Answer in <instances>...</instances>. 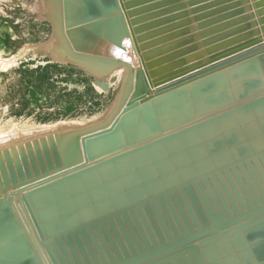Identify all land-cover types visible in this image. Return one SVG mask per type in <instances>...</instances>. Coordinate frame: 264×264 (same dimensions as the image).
Here are the masks:
<instances>
[{
	"label": "rangeland",
	"instance_id": "obj_1",
	"mask_svg": "<svg viewBox=\"0 0 264 264\" xmlns=\"http://www.w3.org/2000/svg\"><path fill=\"white\" fill-rule=\"evenodd\" d=\"M60 11L61 4L59 3V0H0V208H3L2 210L0 209V213L5 210L7 214L5 219L14 225V228L17 229L18 233L20 232V236L22 241L25 243V248L28 250V253L32 255L38 264H43L44 262V264H52L42 243L44 242L46 245L49 244L48 247L53 249L57 257H59L61 263L65 261L67 264H69L68 260H66L65 253L61 252L60 244L58 245L56 238L59 236L62 237V235L66 233L71 235L72 232L82 228L84 234H86V231L91 233L87 235L90 236L92 240H90L87 236L86 239L88 240L86 245H79L81 248L80 252H82V258L80 257L79 261V259L77 260L76 257H73L72 255L71 262L73 261V264H80L81 260L83 264H93V260L95 264H148L165 256H171L173 253L177 256L183 255L184 257L183 261H176L177 264H198V262H200L199 264H225L227 261H229L230 264H243L240 260H243L244 256L247 257V259H249L248 256H250V258L253 257L249 260L250 262L251 260L253 262L255 259L257 261L256 264H264V178L261 176L264 174V167L261 166L264 165V160H262V158L264 159V150L263 152L261 151V153L259 152V155H256L255 157H252L253 155L248 156L250 159L247 157V159L244 160H234L237 161L236 163L243 161L245 166H241L243 162H240L241 164H233V166H236L231 167L229 166V164L231 165L232 163L230 161L226 164L229 167L228 169L225 166L224 169L216 170V174L214 173L215 171H213L215 175L211 179L212 182L208 179L204 180L207 175L201 174L200 172L202 171H199L198 173L199 168L195 167V164L199 162L198 160L202 158H200V156L198 160H192V162H195L194 164H191V161L190 163L186 162V164H190L192 165V168L195 167L196 169L195 170L193 168L195 171L191 170V172L193 171L192 175L190 174L188 176L189 171H186L183 173L180 172L182 174L180 176L176 174L177 171H173V174L175 175V181H170L169 178L174 179L172 172L169 169H167V171L164 170L165 172L163 175H166V177L167 174L171 172L169 174L172 177H168V180L172 183V185L173 182H175L173 187L168 183L167 179V182L166 180L164 181L168 183V186H166L167 184H162V186H164L163 189L159 188L162 186L154 184L155 182H151V180L150 182L153 183L152 187L155 185L156 188L154 187L153 190L152 188H148L147 191V188L145 187H148L149 185H143L144 182L145 184L147 183V180L145 181L144 179L148 178L149 180L156 174H154V170L151 172L149 169L148 171L151 173H148L147 170H145V172L148 173V176H151L147 177V173H145L143 177L146 176V178H143L144 181L141 180L143 181V184L140 180H138V182L140 181L142 185L140 183V185H138V182L136 183V181H134V184L136 183L135 187L132 184L134 189H140L142 186H144L143 189L141 188L143 190V193H141L142 196L140 195L141 197L139 196V193H137V198L129 197V200L131 201H116L115 204L107 208L103 214H100V212H95V216H92L95 214L93 212L95 208L93 207V211L90 209L92 213H89V208L92 207L89 206L88 208L85 206L87 210V218L80 216V218L82 217L85 219L83 220L82 218L80 219L76 216L80 221H71V223H68V225L64 227L47 228L44 225V227L41 226V221L36 214L37 200L33 201L32 199L37 194L44 192L46 190L45 188L52 187L51 185L53 184L59 183L63 185L61 188L67 187V183L78 182L87 177L85 175H81L80 177V175L78 176L79 173L81 174L91 171L96 167L101 168L109 163H112V161L118 162L123 159L125 160L126 157L129 158L128 154L131 155L133 152L139 149L144 151L145 149L147 150L148 147V149H150L151 146H157V144L159 145V143L163 141L167 142L173 140L174 138L176 140L180 139L178 138V135L184 137L193 134L199 129V126H201V128L203 127L216 132L210 137L212 138L214 136L213 138H217V135L215 136L214 134H221L225 131V120L227 119L234 120L246 114L247 116L244 117L248 120H252L250 123H253L256 120H260L261 118L263 119L264 117V112H260V109H257L260 108L258 107V104H261L264 101V95H262L263 97L261 96L253 99L251 98L255 94L253 92H264V85H262L263 87L257 91L249 92L248 94H244L242 97L239 95H234L233 98L229 99L230 102L227 105L216 108L211 112L198 116L196 119L191 120L190 122H185L179 125L183 126L185 124L194 122V125L186 129L190 130L195 128L193 131H189L180 135V131H173V134H167L165 132L172 130H165L160 132L159 135H154L149 139L160 136V134L163 136L162 133L167 134L164 135L166 138H161L160 136V140L155 139L150 141L151 143L148 142V145H142V142L145 140L140 141L138 138L134 137L131 140L128 139L126 144H123V146L117 148L118 150L115 149V151L111 150L110 152L107 151L105 154L101 155L92 153V155H90L88 158L89 161L85 158H82V160L79 159L80 161L74 158L67 159V161L60 163V165L67 163V169L53 173L47 177H41V175L38 179L34 178L35 176L33 175L34 179H30H32L31 181L35 179H37L36 181L46 180L51 177L53 178L55 177L54 175H58V173L60 174L67 170L69 172H67L66 176H62L61 178L59 177L55 180L53 179L54 181L52 180L47 184H43L35 189L21 191V189L25 188L27 185H19L20 182H18V179L20 178L16 177L17 175H15L11 169L12 167H23L24 165H31L33 162L39 163L42 160L44 154L57 157L63 152V150L66 149L68 151L69 149H73V141L75 143H80L85 137H91L93 135L95 136L99 133L101 134V132L109 130L116 121L118 127L124 119L122 117L125 115H130L135 109L141 107L139 105L135 106L133 103L134 101L135 103H138V100L141 97L137 98V91H134L133 88H130L132 87L131 80L128 77L127 69L125 67L114 65L113 62L107 59H92V57H84L80 56L79 54L78 56L77 53L75 55V52L71 49L68 42H66L67 39L64 36L63 31L66 26L61 19ZM261 63H264V55L259 57L258 60H252L249 61V63L238 66L224 73H219L214 78L217 77L218 79H221L224 75L231 76L241 72L246 73L254 70L260 75V71L258 69H261ZM214 78L210 80H213ZM210 80L206 82H209ZM249 97L250 99L248 100L247 98ZM241 101L243 103L239 105L238 103H241ZM252 105L254 107L255 105L257 106L254 108ZM125 106L126 108H124ZM261 109L264 110L262 107ZM242 110L244 112L231 116V113L233 114ZM254 112L256 115H262L263 113V117L261 115H259L261 118L256 116ZM253 114L256 116V119L254 116H252ZM119 115H121V119L118 118ZM225 117L227 118L224 119ZM257 117L259 119H257ZM131 121H133V118L127 122H124V125L121 124L123 125L122 129L130 126ZM263 128L264 126H257L254 128L253 133L261 135V133H264ZM119 129L121 131V127H119ZM262 136H264V134H262ZM101 137H103V135H101ZM172 137L173 139H169ZM253 138L255 137H251L250 139L254 140ZM149 139H146V141ZM250 139L249 142L251 141ZM164 142L161 144H165ZM245 142L247 143L248 140ZM139 144L141 146H139ZM145 146L148 147L146 148ZM181 150L182 149L180 148V150H177L176 153H179ZM205 150L206 149H204V151ZM112 152L113 154H110ZM162 155L165 157L166 153H162ZM92 156H94V158H92ZM161 158L163 157L160 156L159 159ZM117 159L120 160L115 161ZM203 160L204 157L200 161L202 162ZM256 160L258 165L255 163ZM261 160L263 164L259 163ZM253 161L254 164L252 163ZM201 162H199L197 165L200 166ZM149 163L150 162L148 161L143 165L147 167L149 166ZM129 164V167L127 166L126 168V170L128 169L127 172H130V170L134 168H136L137 171L134 169L136 172H143L145 169V166L141 167L142 164L140 165L136 163L137 166L134 164L136 167L132 163ZM253 165H255L254 169L257 166L255 169L256 171H253V173L257 172V177L255 176V180L258 178V176H260V179H258L261 180L263 178V182L262 180L261 182L259 181V185H256L258 181L253 182L254 185L249 184L248 182L247 184L251 186L247 187L246 184V186L242 185L244 187H240V179L236 178V174L233 171H237V169L241 170L242 168L240 167H244L242 171L247 169V171H245L249 173L250 170L253 169ZM259 165L260 167H258ZM130 166L132 167L131 169H129ZM189 166L186 169H190ZM247 166L248 168H246ZM56 167L57 166L50 167L38 175L42 173H44V175L51 173ZM137 167H140L141 169L143 168V170L140 168L138 169ZM233 168L234 170H232ZM222 171L226 173V175L224 174L225 176L222 175ZM127 172L125 171L126 174L129 173ZM258 172H261L262 174L260 173L261 175H259ZM131 173H129V175L134 176L133 173L135 174V172ZM180 173L178 172V174ZM186 173L188 179L184 176ZM247 173L246 175L242 174L244 180L249 176ZM160 174L159 176L156 175L155 177H163V175ZM140 175L143 174L139 173V175L134 176V178ZM216 175L222 180H219ZM155 177L153 178L155 179ZM136 179H142V176L137 177ZM217 179L224 187L220 182L216 181ZM213 180L218 182L217 186ZM162 182L163 181H160V183ZM178 182L181 183L177 184ZM202 182L204 185L208 182L210 184L211 182V185L214 188L216 186V188L214 189L212 187L211 189L206 187L203 189L204 186ZM209 184L206 185L210 186ZM169 185L171 186L172 190ZM175 185L181 189L179 188V190ZM229 185L231 188H229ZM220 187H222V189H220ZM235 187H238L240 190H237L238 192L236 191V195H234L235 197H231V200L228 201L227 195L228 193L232 194L231 191H233V188ZM213 189L216 190L217 193H213ZM243 189L245 191H249L246 193L250 198L244 195L245 191H242L244 194L241 192ZM144 191H147L145 195H143ZM239 192L240 194L238 195L237 193ZM211 193L214 196L211 195ZM202 194L204 196H202ZM207 194L210 195V197H207ZM215 196L216 198H220L219 201L217 198V203L215 202L216 198L214 199ZM240 196L241 199L243 198L242 201ZM104 197L106 198V196ZM104 197H102V200L105 199ZM222 197L223 199H221ZM208 198H211L212 201L211 199L209 201ZM245 198L246 201L244 202ZM107 199L108 197L106 200ZM185 199L190 203V205H188V207H190L189 209L185 205L187 202ZM192 199L193 201L195 199L194 203H192ZM248 199L249 202H251L250 204ZM250 199H252V201H250ZM220 201L221 203H219ZM12 202L16 206L19 215L12 206ZM205 202L208 205L207 207H205ZM85 208L78 207L80 213L82 212L83 214L86 213ZM78 209L76 207L77 213L75 210H73V213H76L75 215H81L78 212ZM206 209L210 211L208 212ZM182 211L187 214L186 219L181 217ZM33 214L36 218L33 217ZM22 217L25 219L23 220ZM116 217H119V221H117V223L113 222ZM37 221L38 223H36ZM121 223L124 224V227L121 225ZM38 224L41 227V238L37 231L40 229L38 228ZM87 227H89L88 229L90 231L87 229ZM105 228H108V234H105ZM125 229H127V231ZM29 232L30 234H28ZM247 233H250L252 237L250 234L246 235ZM130 234L133 236L131 237ZM76 235L77 234H75V236ZM136 238H139L140 241ZM74 239L75 238L70 237L69 242H71L72 245H74ZM123 239L126 240L125 246H129L128 248H125V250L127 249L126 252L124 247H122L125 244L123 243L125 242ZM128 239L130 240L129 242L132 241L133 244L131 242L130 245ZM53 240H55V242ZM77 241L81 242V239L79 238ZM138 242L140 243L138 244ZM65 243L66 241H63V244ZM103 243L106 247L101 246ZM137 244L141 247H138ZM82 245L84 244L82 243ZM192 245H195V247L192 248ZM226 245L228 246L226 247ZM116 247L118 248L116 249ZM106 248H108L109 251H107L108 249ZM67 250L68 253H71L69 252V247H67ZM92 250L95 251L96 254ZM5 251L6 245L2 243L1 252L5 254ZM87 251L88 253H86ZM107 252L108 254H111L110 257ZM243 252L246 255H244ZM241 253L244 256L240 257L242 255ZM95 255L98 256L96 257ZM203 255L206 258H210L206 260L203 258ZM104 256L107 257L105 258ZM112 256L113 258L115 257L116 261L113 260ZM195 256L197 258H194ZM200 256L201 258H199ZM238 256L240 258H238ZM98 257L100 258L99 262H96L97 259L94 258ZM67 258H69L68 255ZM247 259L245 258L244 261L249 262ZM234 260H236V262ZM75 261H78L79 263H74ZM190 261L192 263H190ZM232 261H234V263ZM246 262L244 264H247ZM253 264L255 263L253 262Z\"/></svg>",
	"mask_w": 264,
	"mask_h": 264
},
{
	"label": "bare ground",
	"instance_id": "obj_2",
	"mask_svg": "<svg viewBox=\"0 0 264 264\" xmlns=\"http://www.w3.org/2000/svg\"><path fill=\"white\" fill-rule=\"evenodd\" d=\"M154 1H160V0H148V1L140 2L138 4L137 3L132 4V5H130V7H128V10L133 9L135 7H138V6H141V5H144V4H147V3L154 2ZM181 1L183 3L182 6L176 5L178 3V0H170L166 3L164 2V3L158 4L157 6H155L153 8H149L147 10L139 11L137 13L134 12V14L131 17H137V16L145 14L147 12H151V11H155V10L157 11L158 9L169 7L170 5H176L175 7L167 9L166 11L159 13L158 15L149 16V18L143 22H147V21L154 20V19L158 20L160 18H164V21L162 23H159V24H156L152 27H149L150 29L160 27L163 24L171 23V22L175 21L176 19L182 17V16L176 17L173 15L172 18H170V16L172 14H177L176 12L181 10L180 7H182V8H184L183 10H185V12L187 13L186 17L190 18V20H191V26L193 28L194 33H198V29L196 28V22L193 20V15L201 13V12L209 10V9H212V8H215V7L217 8L221 5H225L227 3H230L231 0H225V1H221L217 4H212L208 7L200 9L199 11H196L195 13L191 12V7H195L197 5H200V4L209 2V1H213V0H205L202 2L195 3L193 5H188V3H187L188 0H181ZM238 1H239V4L240 3L244 4V2H245V4H244L245 10H247V11H245L244 13H246L248 15V21L251 24L250 28L253 30V33L251 31H249V32L251 33V36H252V34L254 36L256 35L254 38H252V37L248 38V40L243 41V43L241 45L237 46L236 48H234L231 51L227 50L225 52H221L219 54L214 55L211 58H209L208 55L204 56V62L202 64L198 65L197 67H194L190 70L180 72V73L175 74L171 77H168L162 81L154 83V82H152L151 77H149V75L147 74L148 69H146V67H145V62L148 59H147V57H145L146 59H143L141 56V50L138 48L139 43L135 40V34L133 33V30H132L133 27L130 24V18L131 17H129L127 15V9L124 8L122 0H59V3L61 4V11H60L61 19L64 22L65 26H67V27L71 26L73 24H76V23H81L86 18L93 17L95 15L99 16L103 20H105L109 17H113V16H118L121 18V22H122L123 27L125 28V31H124V34H122V35L119 34L120 45H115L112 43L101 41L98 44V48H99L98 51L102 55H104L107 60L113 62L114 65H120V66L125 67L127 69V74L131 80V85H132V87H130V88L131 89L133 88L134 91L138 92V93L136 92V94H138L137 98L141 97L138 100V103L136 102L137 105H136L135 101L133 103L135 104V106L139 105L141 107L135 109L133 112H131L130 115H128V116L125 115L124 117H122L124 119H123L121 124H123L124 122H127L133 118V121L130 122V126L126 127L125 129H122L124 124L123 125L120 124L117 127V121H116L115 124H113V126H111L110 129L108 128L109 130H107V131L104 130L105 132H101V134L99 133L95 136L93 135L91 137H89V136L85 137V138H83V140L80 143H75L73 141V149H69L68 151L65 149L57 157L56 156H50L48 154H44L42 157V160L39 163L33 162L31 165H24L29 170V171L27 170L28 174H26L24 166L23 167H12L11 169L13 170L15 175L17 172L16 177L20 178V179H18V182H20L19 185H21V186L27 185L25 188H22L21 191L29 190V189H35L37 187H40L43 184H47L48 182L52 181L53 179L55 180L59 177L61 178L62 176L63 177L66 176L67 172H69L67 170L63 171L60 174L58 173V175H54L55 177H53V178L51 177V178L46 179V180L36 181L39 178V176H41V175H42L41 177H47L53 173H57L59 171L67 169V165H68L67 163L60 165L61 162L67 161V159L74 158V159L82 160V158H85L86 160H88L89 156L92 155V153H96L98 155H101V154H105V152H107V151H109V152L111 150L115 151V149L123 146V144H126L128 139L131 140L134 137L138 138V140H140V141L145 140L144 142H142V145L143 144L148 145V142L153 141L155 139L156 140L159 139L161 134H160V136H156L154 138L149 139L150 137H153L154 135H157V134L159 135L160 132H163L165 130H172L169 132H165L167 134H170L173 131H175V132L180 131V135L185 134L189 131H193V129H195V128L190 129V130H186V129L189 128L190 126L194 125L195 124L194 122H191L189 124H185L183 126H179V125H181L185 122H190L191 120L196 119L198 116H200L202 114H206V113L211 112L212 110H214L216 108L227 105L230 102L229 99L233 98L234 95H239L242 97L244 94H248L249 92L257 91V90L261 89L263 87L262 85H264V72H263L264 71V63H261L260 64L261 69H258L260 71V75L254 70V71H250V72H246V73L241 72L239 74H235V75H231V76H225L224 75L221 79H218L217 77L214 78L219 73L221 74V73H224L228 70L236 68L238 66L244 65L246 63H249V61L258 60L259 57L264 55V51H258V52L255 51L256 49H258V47L264 46V33H263V29H262V24L259 23L256 9L253 7V1L252 0H238ZM262 7H264V5ZM235 8H236V6L228 7L225 10H221L215 14H212L210 16H206V17L200 19V21L204 20L206 18H209V17L211 18L213 16L220 15V14L227 12V11H231ZM135 25H137V23ZM194 27H195V30H194ZM63 28H64V26H63ZM104 28L107 30V32H109L111 34V36H114V37L117 36L118 29H117L116 22L114 20H110L109 22H107V24L104 26ZM149 28L140 30L139 33L150 30ZM64 30L65 29H63V31ZM239 33L240 32L238 31L234 35H237ZM234 35L225 37L224 39H221L220 41L226 40L229 37H232ZM64 36H65V32H64ZM75 55H76V53H75ZM92 59H95V58H92ZM212 78H214V79L210 80ZM208 80H210V81L206 82ZM253 93H255V94L251 97L252 99L256 98V97H261L262 95H264V92H261V91L260 92L259 91L253 92ZM247 99L249 100L250 97ZM245 100H243V101H245ZM242 103L243 102L241 101V103L239 102L238 104L240 105ZM244 105H245V103H244ZM256 106L257 105H255V107ZM258 107H260V108H257V109H260V112L261 111L264 112V110L261 109V107L264 109V101L261 104H258ZM124 108H126V106ZM125 111H126V109H125ZM253 111H255V110H253ZM253 111H252V113H253ZM242 112H244V111L242 110L239 112L237 111L233 114L231 113V116L235 115V114H240ZM260 112H257V113H260ZM127 114H129V113H127ZM255 115H256V113H255ZM255 115L253 114L252 116H254V118L256 119V116L260 117L259 115H261V114H258L256 116ZM262 115H263V113H262ZM244 116L246 117L247 115L245 114V115L240 116L234 120H229V119L225 120L226 129L224 132H226V133L222 132L221 133L222 135L221 134H214L215 136L217 135L216 136L217 138H213L214 137L213 136L212 137L213 139H212L210 137V136H212L213 133H216V132L211 131L210 129H205L203 127L201 128V126H199L198 127L199 129L196 132H194L193 134H190V135H187L184 137H181L178 135V138H180V139H177V140L175 138L173 139V137L169 138V139H173V140H170L167 142L163 141L165 144H161V143H163V142H161V143H159V145L157 144V146H154V145H153V147L151 146L150 149H148L149 148L148 146H147L148 148L145 146L147 148V150L143 149L144 151H142V149L141 150L139 149V150H137L138 152L135 151L131 155L128 154L129 158L126 157L125 160L123 159L121 161H118L120 159H117L115 161H118V162L112 161V163H109L103 167L100 166L101 168L96 167L91 171L84 172L81 174L79 173L78 176L80 175V177H81V175L82 176L85 175L87 177L84 178L83 180L78 181V182L67 183V187L61 188V186H63V185L58 183V184L51 185L52 187L45 188L46 190L44 192L37 194L32 199L33 201L37 200V212H36V214H37V217H39V220L41 221V226L42 227L45 226L47 228L64 227V226H67L68 223H71V221L79 220V219H77V217H79V218H80V216L86 217L87 210H86L85 206L88 208H89V206L92 207V208H89V211H90L89 213H92L93 207H94L95 208V210L93 211L94 213L100 212V214H103V212L107 208H109L110 206L114 205L116 201H124V200L131 201V200H129L130 199L129 197H133V198L136 197L137 198V195H138L137 193H139V196L140 195L142 196L141 193H143L142 189L144 186H142V187L139 186L142 189L141 188L140 189L139 188L134 189L133 186L135 187V184L138 182V180L141 181V180H143V178H146V176L147 177L151 176V175L148 176V173H151L153 170H154V174H156L158 176L160 173H161L160 175H163V173L165 172L164 170L167 171V169H169L172 172V174H173V171H177L176 174L180 175V176L182 175L181 173L189 171V174H188V176H189L190 174L192 175V172L196 170L195 167L196 168L198 167L199 168L198 173H199V171H202V172H200L201 174L207 175L206 178L203 177L204 180L208 179L209 181L212 182L211 179L216 174V170L224 169L225 166L228 169L229 167L226 164L229 163L230 161L232 163H231V165L229 164V166L232 167L233 164H238L241 162L240 161V162L236 163L237 161H234V160H236V159L237 160L238 159L244 160V159H247L248 156H252V155H253L252 157H255L256 155H259V152L261 153V151L263 152V150H264V136H262V134H264V133H261V135L253 133L255 127L264 126V117H263L264 115L262 116L263 119L260 117L261 118L260 120H256L253 123H250L252 120H248ZM228 117H230V116H228ZM258 117H257V119H259ZM118 118L121 119V115H119ZM226 118L227 117H225L224 119H226ZM247 118H249V117H247ZM249 119H251V118H249ZM119 127H121V131H120ZM115 129H117V130H115ZM165 133L164 134L162 133L163 136H161V138L164 137V135H167ZM101 135H103V137H101ZM218 135H219V137H218ZM251 137H255V138H253L254 140H251L250 139ZM164 138H166V137H164ZM146 139H149V140L146 141ZM249 139L252 142L251 141L249 142ZM247 140L249 143L245 142ZM139 146H141V145L139 144ZM180 148L182 150L179 151V153H176V151L180 150ZM183 149H184V151H183ZM204 149H206V150L204 151ZM162 153H166V156L164 157L162 155ZM110 154H113V152ZM196 154H197V156H196ZM160 156L163 158L159 159ZM199 156H200V158L204 157L203 161H205V162L202 161L203 162L202 163L200 161L202 158L200 160H198ZM92 158H94V156H92ZM193 159H194V161L197 159L199 162H201L200 166L197 165V164H199V162L197 164H195L196 166L193 165V166H195V167H193L195 170L191 167L192 165L189 164L190 165L189 166L188 164H186V162L190 163V161H191V164H194L195 162H192ZM248 159H250V158L248 157ZM262 160H264V159L262 158ZM262 160L260 162L259 161L258 162L260 164L261 163L263 164ZM148 161L150 162L149 166H147L149 168H147L145 165H143L144 163H146ZM256 162H257V160L255 161V163ZM129 163H132L133 165L136 163L140 164V165L142 164L143 166L141 165V167L145 166L144 170H143V168L141 169L140 167H137L138 169L140 168L141 170H143L144 173L142 171L136 172L137 170L134 167L133 168L136 171L134 169L130 170V172L128 171L129 173L135 172L136 175H139V173L143 174V175H140V176H142V179H136L137 177H140V176H137L134 178V176H136L134 173H133L134 176L129 175V173L127 172L128 169L126 170ZM252 163L254 164V161ZM137 164H136V166H137ZM256 164L258 165V163H256ZM187 165L190 167V169H186V168H188ZM243 165H244V162L241 166H243ZM53 166H57L56 168H54L53 172L45 174V175H44V173L38 175L39 173H41L44 170H46L50 167H53ZM131 166L129 169L132 168ZM235 166H233V167H235ZM254 166L255 165H253V169H251L249 173H251V171L253 173V171L257 168V166H256L254 169ZM261 166L264 167V165H261ZM251 167H252V165H251ZM258 167H260V165ZM18 168H21V170ZM240 168L243 169L244 167H240ZM246 168H248V166ZM149 169L151 172L148 171ZM242 169L241 170L237 169V171L234 170V168L232 169V170H234L233 172L236 174V178L240 179V184H241L240 187H244L242 185L246 186V184L248 182H249V184H253V185H254L253 182L258 181V183H256V185L257 184L259 185L260 184L259 181L261 182V180L263 182L264 174H262L260 172L262 174L261 175L258 172L259 175H261L263 178L261 177L262 179L259 180L260 176H258L259 179L257 178L255 180V178L257 177L256 176L257 172L253 173L254 174V177H253L252 173H251L252 174V176H251V174L246 172L247 169H244V171L246 170L245 172L249 176L247 177V179L244 180V177L242 176V174L246 175V173L244 171H242ZM260 169H258V170H260ZM17 170L19 172L21 171L20 177L18 176ZM145 170H147L148 173L145 172ZM191 170H193V171L191 172ZM125 171L128 174H126ZM213 171H215L214 172L215 174L213 173ZM171 172H169V173H171ZM178 172L179 173L181 172V173L178 174ZM145 173H147V174L145 177H143ZM169 173L167 174V177H166V175H163V177L160 176V178H158V177H155L156 176L155 175V176H153V177H155V179L153 177H152L153 179L150 178L149 180H148V178L144 179L145 181L147 180L146 184H145V182L143 184L144 180L141 182L143 185H146V186L151 185L150 187L149 186L145 187V188H147L146 189L147 191H148V188H152V190L154 187L156 188L155 185H154V187H152L153 183H151V182H155L154 184L160 185V186H162V184L163 185L167 184L166 186H168V183H169L173 187L175 182H173V185H172V183L170 181H172V180L175 181V175L173 174L172 176H174V179L169 178V180H170L169 181L168 177H172ZM222 173H223L222 175H224V174L226 175V173H224L223 171H222ZM219 174H220V171H219ZM219 174H218V176L220 177ZM168 175H170V176H168ZM186 175H187V173L184 175L185 178H187ZM218 176L216 175V177H218ZM33 177L37 178V179L31 181L32 179H30V178H33ZM215 178H213V179H215ZM233 178H234V176H233ZM65 179H68V178H65ZM166 179L168 180V183H166L167 182ZM178 179H180V178H178ZM23 180H25V181H23ZM159 180L163 181V182L160 183ZM164 180H166V182ZM184 180H186V179H184ZM219 180H222V179L219 178ZM6 181H8V180H6ZM134 181H136L135 184H134ZM140 181L138 182V185L141 184ZM200 181H202V180H200ZM200 181H199V183H200ZM213 181L215 182V180H213ZM216 181H218V179ZM21 182H26V183H21ZM67 182H69V181H67ZM157 182H158V184H157ZM211 182H210V184H209V182L206 183V184H209L210 186H207L206 184H205L206 185L205 186L202 182V184L204 186L203 189H205L206 187L207 188L209 187L212 189L213 186L211 185L212 184ZM218 182H220V181H218ZM218 182H215L216 186H217ZM232 182H233V180H232ZM179 183H181V182H178L177 184H179ZM132 184H133V186H132ZM237 184H238V181H237ZM221 185H222V183H221ZM221 185H219V186H221ZM253 185H252V187H253ZM0 186H1V182H0ZM171 186H170V188H171ZM175 186H174V188H175ZM177 186H176V188H178ZM200 186H199V188H200ZM216 186H215V188H216ZM249 186H251V185L247 184V187H249ZM260 186H258V187H260ZM158 187H157V189H158ZM163 187L164 186L159 187V188L163 189ZM229 188H231V186ZM137 189H139L141 191H139ZM184 189H182V190H184ZM214 189H213V193L216 192V190H214ZM220 189H222V187H220ZM244 189L241 190V192L245 191ZM253 189H254V187H253ZM257 189H259V188H257ZM149 190H151V189H149ZM171 190H172V188H171ZM200 190H202V189H200ZM237 190H240V189L238 187L237 188L235 187V188H233V191H231L232 194L228 193V195H227L228 201L231 200V197H235L234 195H236L235 193ZM147 191L146 192L144 191L143 195H145V193H147ZM203 191H201V192H203ZM222 192H224V191H222ZM246 192H249V191L246 190L245 194L243 192L242 193L247 196ZM251 192H253V191H251ZM258 192H260V191H258ZM207 193H209V192H207ZM203 194H202V196H204ZM237 194L239 195L240 192ZM251 194H250V196H251ZM211 195H213V194L211 193ZM104 196H106V198L108 197V199L106 200V198ZM139 196H138V198H139ZM216 196H217V194H216ZM216 196L214 197V199L216 198ZM261 196L263 197L262 194H261ZM102 197H104L105 199L102 200L103 199ZM207 197H210V195L207 194ZM247 197L250 198L249 196H247ZM217 198H216V201L213 199L216 203H217ZM210 199H209V201H210ZM221 199H223V197ZM240 199H241V196H240ZM252 199H253V197H252ZM252 199H250V201H252ZM263 199H264V197H263ZM219 200H220V198H218V201ZM242 200H243V198L241 199V201ZM23 201H24V199H23ZM182 201H184V200H182ZM185 201H187V200L185 199ZM192 201H193V199H192ZM194 201H195V199H194ZM194 201L192 203H194ZM211 201H212V199H211ZM245 201H246V198L244 199V202ZM248 202H249V199H248ZM219 203H221V201ZM250 203L251 202H249V204ZM185 205L188 209L190 208V207H188V205H190V203L188 201L185 203ZM12 206L15 208L16 213L19 215L18 210L16 209V206L13 204V202H12ZM207 206L208 205L205 202V207H207ZM215 206H216V204H215ZM252 206H253V204H252ZM76 207H77V209H78V207H84L86 210V213L85 214H83L82 212L80 213V210L78 209L79 211L78 210L77 211L81 215H79V214L75 215L77 213ZM29 208H30V206H29ZM179 208H181V207H179ZM0 209L2 210L3 208H0ZM213 209H215V208H213ZM73 210H75V212H76L75 214L73 213ZM182 212H184V211H182ZM182 212H181V217L186 219L187 214L185 212L184 213H182ZM96 213L93 214L92 216H95ZM70 214H71V216H70ZM6 215L7 214H6L5 210H3L0 213V264H38L36 262V260L32 257V255L28 253V250L25 248V243L22 241V238L20 236V232L18 233L17 229L14 228V225L12 223H9L5 219ZM89 216H88V218H89ZM33 217L36 218L34 214H33ZM22 219L24 220L25 218L22 217ZM37 219H35V220H37ZM83 220H85V219H83ZM117 221H119V217H116L113 222L117 223ZM121 221H122V219H121ZM36 223H38V221ZM121 225L123 226L124 224L121 223ZM128 226H130V225H128ZM101 227H103V226H101ZM115 227H116V225H115ZM38 228H40L39 230H41V227L39 224H38ZM107 229L108 228H105V231H104L105 234H108ZM118 229H116V230H118ZM125 230L127 231V229H125ZM169 231H170V229H169ZM28 234H30V232ZM87 234H91V233L86 231L85 237L88 236ZM249 234L247 233L246 235H249ZM120 236H121V234H120ZM130 236L132 237L133 235L130 234ZM135 237H137V236H135ZM251 237H252V235H251ZM136 239L139 240V238H136ZM123 240H125V239H123ZM129 241L130 240L128 239V242ZM131 242H129V244ZM134 242H136V241H134ZM2 243L6 245L5 254L1 252ZM123 243H125L124 245H126V240ZM139 243L140 242H138V244ZM132 244H133V242H132ZM63 245H65V244H63ZM101 246L106 247L104 245V243ZM227 246L228 245H226V247ZM128 247L129 246H127V248ZM138 247H141V246L138 245ZM117 248L118 247H116V249ZM134 248H135V246H134ZM3 249H5V248H3ZM91 249H93V248H91ZM106 249H108V248H106ZM124 250H125V248H124ZM126 250H125V252H126ZM89 251H91V250H89ZM107 251H109V249ZM122 251H119V252H122ZM93 252H95V251H93ZM104 253H105V251H104ZM248 253H249V251H248ZM65 254H66V260H68L69 264L70 263L73 264V261L71 262L73 253H65ZM76 254H77V252H76ZM95 254H96V252H95ZM107 254H108V252H107ZM243 254H244V252H243ZM243 254L240 257L246 255V254H244V255ZM250 254H251V252H250ZM67 255L69 256V258H67ZM108 255L110 257L111 254H108ZM95 256L97 257L98 255H95ZM56 257H57V255H56ZM240 257L238 256V258H240ZM112 258H113V256H112ZM194 258H197V257L195 256ZM194 258L192 257L193 260H194ZM199 258H201V256ZM203 258H205L207 260L210 257L206 258L204 256ZM243 258L247 259V257H245V256ZM248 258L249 259H247V260L249 261L253 257L250 258V256H248ZM94 259H97L96 262H99L100 258L98 257V258H94ZM205 259H204V261H205ZM244 259L240 260L243 264L246 262V261H244ZM102 260H104V259H102ZM113 260L116 261L115 257L113 258ZM262 260H261V262H262ZM41 261H43V260H41ZM105 261H106V259H105ZM108 261H109V259H108ZM180 261H182V260H180ZM202 261H203V259H202ZM234 261L236 262V260H234ZM234 261H232V262L234 263ZM255 261L256 260L254 259L253 262L256 264L257 261L256 262ZM77 262L78 261H75L74 263H77ZM251 262H252V260H251ZM251 262L249 261L246 263L251 264ZM253 262H252V264H253ZM56 263L57 264H67L65 261L61 263L59 257H57ZM81 263L83 264V262H81ZM92 263L95 264L94 260ZM109 263H110V261H109ZM190 263H192V262L190 261ZM199 263L200 262H198V264ZM228 263H229V261L225 262V264H228ZM175 264H177V262Z\"/></svg>",
	"mask_w": 264,
	"mask_h": 264
},
{
	"label": "water",
	"instance_id": "obj_3",
	"mask_svg": "<svg viewBox=\"0 0 264 264\" xmlns=\"http://www.w3.org/2000/svg\"><path fill=\"white\" fill-rule=\"evenodd\" d=\"M122 1L124 8L127 9V15L131 17L134 12L137 13L139 11L147 10L149 8L157 6L158 4L164 2L166 3L170 0L154 1L135 7L130 10H128V7H130V5L136 3L138 4L140 2L148 0ZM202 1L205 0H188L187 3L188 5H193ZM221 1L225 0H213L197 5L195 7H191V12L195 13L200 9L208 7L212 4H217ZM252 1L253 7L256 9L257 12L259 23L262 24V29L264 33V7H262L264 5V0ZM244 4H239L238 0H231L230 3H227L225 5H221L217 8L215 7L203 11L201 13L194 14L193 20L196 22V28L198 29V33H194L193 28L191 26L190 18L186 17L187 13L185 12V10H183L184 8L180 7L183 5L181 0H178V3L176 4L180 5L179 7L181 8V10L177 11V14H172L170 18H172L173 15L176 17H182L176 19L171 23L163 24L160 27L152 29L149 28L156 24L162 23L164 21V18H160L158 20L154 19L147 22L143 21H146L149 16L158 15L159 13H162L167 9L173 8L176 5H170L169 7L158 9L157 11L155 10L139 15L137 17H131L130 24L133 27L132 30L135 34V40L139 43L138 48L141 50V56L143 59H146L145 57H147L148 59L145 62V67L146 69H148L147 74L149 75V77H151L152 82L156 83L180 72L197 67L198 65L204 62V56L208 55V57L211 58L221 52H225L227 50L231 51L237 46L241 45L243 41L248 40V38H254L256 35L254 36L252 34L251 36V33L249 32L251 31L253 33V30L250 28L251 24L248 21V15L244 13L245 11H247L245 10ZM232 6H236V8L231 11L224 12L220 15L213 16L211 18L209 17L200 21V19L206 16H210ZM110 20H114L116 22L118 29V34L116 37L111 36V34L107 32V30L104 28V26ZM136 23L137 25H135ZM147 28H149L150 30L139 33L140 30ZM124 31L125 28L122 25L120 17L113 16L103 20L97 15L86 18L81 23H76L68 27L66 26L64 30L67 42L75 53L80 54L84 57H92L99 59H106V57L98 51V44L101 41H105L115 45H120L119 34H124ZM238 31L240 33L234 35ZM231 35L234 36L229 37L226 40L220 41L221 39H224L225 37ZM255 51H264V46L258 47V49H256ZM24 168L26 174H28L29 170L25 166ZM20 174L21 171H18L19 177ZM88 228L89 227H87V229ZM37 231L41 238L40 230ZM75 234L77 235L74 236ZM70 237L76 238L77 240L80 238L81 242H78L74 239L75 242H73L74 245H72V243L69 242ZM86 238L87 237H85L83 229L79 228L77 229V231L72 232L71 235L66 233L62 235V237H57L56 241L58 245L60 244L62 253H68L67 247H69V252L73 253V256L76 257V259L78 260V258H82L80 246L86 245L88 240ZM88 238L92 240L90 236H88ZM53 241L55 242V240ZM63 241H66L65 245H62ZM82 243L84 245H82ZM43 245L47 251L48 257L52 264H57V257L55 252L48 247L49 244L46 245L43 242ZM123 247L127 248V246L125 245H123ZM193 247H195V245H192V248ZM76 251L78 252L77 254ZM183 258V255L177 256L173 253L171 254V256H165L161 259L154 260L148 264H174L176 261H183Z\"/></svg>",
	"mask_w": 264,
	"mask_h": 264
}]
</instances>
